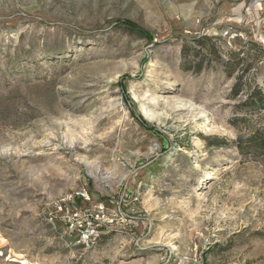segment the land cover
<instances>
[{"label":"rangeland","instance_id":"1","mask_svg":"<svg viewBox=\"0 0 264 264\" xmlns=\"http://www.w3.org/2000/svg\"><path fill=\"white\" fill-rule=\"evenodd\" d=\"M255 136L264 0H0V264H264Z\"/></svg>","mask_w":264,"mask_h":264},{"label":"trees","instance_id":"2","mask_svg":"<svg viewBox=\"0 0 264 264\" xmlns=\"http://www.w3.org/2000/svg\"><path fill=\"white\" fill-rule=\"evenodd\" d=\"M200 45H203L202 42L197 41ZM253 141V147L256 150H264V137L262 136H255L254 139H252Z\"/></svg>","mask_w":264,"mask_h":264}]
</instances>
